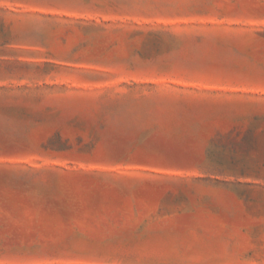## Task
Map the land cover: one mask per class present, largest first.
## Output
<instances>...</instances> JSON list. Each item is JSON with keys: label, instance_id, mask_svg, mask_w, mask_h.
<instances>
[{"label": "rangeland", "instance_id": "1", "mask_svg": "<svg viewBox=\"0 0 264 264\" xmlns=\"http://www.w3.org/2000/svg\"><path fill=\"white\" fill-rule=\"evenodd\" d=\"M0 264H264V0H0Z\"/></svg>", "mask_w": 264, "mask_h": 264}]
</instances>
